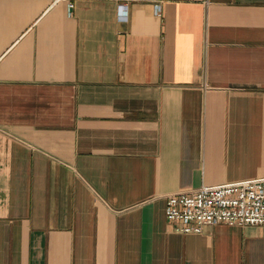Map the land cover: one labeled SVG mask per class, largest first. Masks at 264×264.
<instances>
[{
  "label": "crops",
  "instance_id": "1",
  "mask_svg": "<svg viewBox=\"0 0 264 264\" xmlns=\"http://www.w3.org/2000/svg\"><path fill=\"white\" fill-rule=\"evenodd\" d=\"M73 3L0 0V264H264L165 217L264 176V0Z\"/></svg>",
  "mask_w": 264,
  "mask_h": 264
},
{
  "label": "built area",
  "instance_id": "2",
  "mask_svg": "<svg viewBox=\"0 0 264 264\" xmlns=\"http://www.w3.org/2000/svg\"><path fill=\"white\" fill-rule=\"evenodd\" d=\"M49 2L74 6V0ZM159 12V5H155V13ZM165 217L172 229L182 232L215 224L264 226V176L169 194L165 197Z\"/></svg>",
  "mask_w": 264,
  "mask_h": 264
}]
</instances>
